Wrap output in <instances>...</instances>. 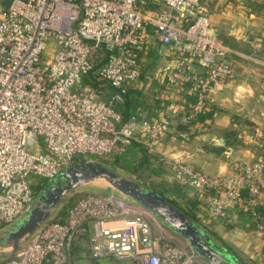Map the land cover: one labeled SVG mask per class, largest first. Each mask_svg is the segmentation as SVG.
I'll list each match as a JSON object with an SVG mask.
<instances>
[{
  "label": "built area",
  "instance_id": "2783aa9c",
  "mask_svg": "<svg viewBox=\"0 0 264 264\" xmlns=\"http://www.w3.org/2000/svg\"><path fill=\"white\" fill-rule=\"evenodd\" d=\"M147 32L178 59L162 69L166 84H191L195 100L183 119L188 122L231 74L232 51L200 0H0V229L30 207L34 179L42 187L75 158L134 164L128 149L136 133L145 138L146 154L154 155L155 143L172 131L162 118L149 122L130 114L123 120L119 109L139 79ZM193 61L204 71L187 67ZM91 72L102 82L96 88L83 81ZM107 88L111 93L102 99ZM260 90L264 109V72ZM187 134L176 132L181 139ZM155 161L169 168L181 188L207 196L209 218L226 221L233 210L257 222L264 247V213L253 209L264 206V153L216 175L178 157L158 154ZM71 205L65 222L45 220L0 264H69L66 251L78 233L86 235L91 260L209 264L121 194L86 192Z\"/></svg>",
  "mask_w": 264,
  "mask_h": 264
},
{
  "label": "crops",
  "instance_id": "0c3cea01",
  "mask_svg": "<svg viewBox=\"0 0 264 264\" xmlns=\"http://www.w3.org/2000/svg\"><path fill=\"white\" fill-rule=\"evenodd\" d=\"M228 11L225 15L231 14L230 17L234 19L232 23H235L236 27L240 25V31L246 25H251L250 22L245 21V18L243 20L236 16L242 15L238 10ZM209 19L212 28L219 36H223L226 31L225 35L232 37L233 32H228V28H225L227 24L225 19L222 21L212 14L209 15ZM232 23L229 24L230 27ZM145 42V52L140 59L142 80L138 79L131 86L137 88L136 93L128 95L131 101L129 115L134 114L138 120L149 122L162 118L169 124L172 131L155 143L154 155L146 154L143 146L145 138L136 133L135 140L128 149L129 158L136 160L142 172L150 171L155 174L154 180L159 189H151L160 192L166 198L171 195L175 204L182 208L193 204L192 212L197 219L194 221L210 236L215 233L223 241L232 230L237 239L245 241L244 249L254 254L251 261L264 262V253L261 252L264 247L257 231L252 227L253 223H248L241 213L233 210L226 221L209 218L206 212L207 196L201 198L186 188H181L173 180L169 168L155 161L158 154L178 157L197 170L216 175L229 174L230 167L234 163H251L263 154L264 109L260 77L264 72V56L259 54V50L258 52L247 50L223 42L232 51L229 56L231 74L224 78L220 86L209 95L212 116L202 122L189 125L187 137L181 139L176 135L178 131L176 128L186 123L183 122L186 116L183 113L186 111V101L180 94L182 90L167 85L162 77V69L173 57L164 53L166 47L162 46L151 32L145 35ZM187 67L197 69L193 63ZM162 86L165 88L161 90ZM110 93V88H107L102 99H106ZM119 109L122 113L123 104ZM137 177L142 184L140 177L138 175ZM166 190L174 193H168ZM262 195L264 197V191ZM227 226L231 229L228 230ZM164 228L167 229L163 226ZM167 230L173 235L175 243L181 244V238ZM66 258L69 264H104L103 261H105V259H90L88 241L83 233L74 236L66 251Z\"/></svg>",
  "mask_w": 264,
  "mask_h": 264
},
{
  "label": "water",
  "instance_id": "95a60500",
  "mask_svg": "<svg viewBox=\"0 0 264 264\" xmlns=\"http://www.w3.org/2000/svg\"><path fill=\"white\" fill-rule=\"evenodd\" d=\"M1 4L4 2L2 1ZM96 180L106 183L115 192L152 213L209 264H243L160 192L140 184L137 176L129 179L118 174L112 166L85 159L64 166L56 176L42 185L25 214L11 224L6 233L0 234V256L6 257L15 252L20 241L48 219L65 195L81 185ZM4 249L9 251H2Z\"/></svg>",
  "mask_w": 264,
  "mask_h": 264
},
{
  "label": "rangeland",
  "instance_id": "374dc122",
  "mask_svg": "<svg viewBox=\"0 0 264 264\" xmlns=\"http://www.w3.org/2000/svg\"><path fill=\"white\" fill-rule=\"evenodd\" d=\"M200 3L208 16L212 14L213 16L220 18L222 21L225 19V22L227 23V24L225 23L226 24L225 28L226 29L228 28V32H233L232 37L225 35L226 31L223 34V36H219V38L221 37L220 39L225 44L230 43V44H234L239 48H245L247 50H254L257 52L259 50L260 51L259 54L264 56V0H200ZM230 8L238 10L242 15H236V16L241 17L243 20L245 18V21L250 22L251 25H246V27L247 26L248 27L247 28L244 27V29L242 28L240 31L239 29L240 25L236 27V24L232 23L234 22L232 21L234 19L230 17L231 14L228 16L225 15L226 12H229L228 10H230ZM231 23L233 25L230 27L229 24ZM238 29L239 31H237ZM238 41L241 42H239L238 44L237 43ZM78 160L81 159L75 158L74 162ZM94 161L103 165L114 167L116 172L124 177L126 176L133 179L138 175L140 177L139 179L141 183L144 186L156 190L159 189L158 185L155 183L154 180L155 174H153L150 171L142 172V169L139 168L136 163L134 164L125 163L123 165V161H119L117 159L113 160L114 162L118 161L122 163V167H121V166H114L107 162H102L101 160H94ZM34 180H35L34 183L30 181L32 183L31 187L33 188V200L41 189L40 186H38L39 187L38 189L37 187H35L37 185V179ZM86 192H96L105 196L110 194L119 195V193L115 192L106 183L99 180L92 181L90 183L77 187L75 190L65 195L62 198L61 202L57 205V207L52 211L51 215L48 217L47 220H58L59 216L62 217L63 212H66L67 208H69V206L73 203V201H75L77 198H79L81 195H83ZM57 213L58 214L60 213V215H58ZM11 226L12 225H8L0 229V234L6 233ZM163 231L168 236H173L169 233L167 229L164 228ZM228 234L229 235L226 237L225 240H223V242H221V240L217 239L215 236H212V238L217 244H219L220 246H222L223 248L227 249L232 254H234L239 260L243 262V264H253V262L254 264H264V262L262 261H257L258 263H256V261H251V257H253L254 254L250 253L248 249H244L245 241H240L239 239H237L233 235L232 230H230ZM26 240L27 237L21 240L19 245H23L26 242ZM180 243L183 245L186 242L182 240ZM2 251L8 252L9 249H4ZM261 252L264 253V250L261 249ZM2 258L3 257L0 256V260ZM103 262L104 264H121V263L131 264L128 261H117L111 258L105 259V261Z\"/></svg>",
  "mask_w": 264,
  "mask_h": 264
},
{
  "label": "trees",
  "instance_id": "16d2710c",
  "mask_svg": "<svg viewBox=\"0 0 264 264\" xmlns=\"http://www.w3.org/2000/svg\"><path fill=\"white\" fill-rule=\"evenodd\" d=\"M230 10H236V9L230 8ZM218 37H219V35H218ZM173 59L176 60L177 58H175L174 55H173ZM177 61H178V59H177ZM192 63L197 67V70L198 71H200V72H203L204 71V67L201 66V64H199L197 61H193ZM140 75H141V73H140ZM140 75H139V80H142V76H140ZM83 81L86 82V83H88L93 88H96L98 85L102 84L101 81H98L95 78V76H94V74L92 72L89 73V74H87L86 76H84ZM163 87L164 86L160 87V89L162 90ZM178 88L180 90H182V92H180V94L183 95V97L185 98V101H186V106H185L186 107V111H183V113H185L187 115L188 112H189V110H190V108H191V106H192V104L194 103L195 96H194V94L192 92L191 84H189V83H185V84L181 85ZM189 90H190V92H189ZM136 91H137V88L136 87H129L127 89V91L125 92V94H124L123 111H122L123 120H125V119H127L129 117V110H130L129 109V106L131 105V101H130L128 95L130 93H136ZM212 113H213V110L211 109V106H210L209 101H208L207 102V106L205 107V109L200 114H198L197 116H195L193 119L188 120V122H186L185 124H182L181 126H177L176 129L178 131H187V127L189 125H192V124H194L196 122H202L203 120H205L207 118H210L212 116ZM38 188L39 187H37V189ZM244 192L245 191L243 190V194L245 195ZM168 201L171 204H173L174 206H177L173 201H171V200H168ZM71 206L72 205H70L69 208H67L66 212H63L62 217L59 216L58 220H54V221H57V222H60V223L65 222L66 221V218H67L68 211H69V209H70ZM177 207L181 211H183L187 216H189L191 219L197 220L194 212H192V210H193V208H192L193 207V204H192V206L190 205L189 207H186V208H182L180 206H177ZM253 209L258 214V216H261L264 213V206L263 205H254L253 206ZM58 215H60V213ZM256 223L257 222H253V225H252V227H254L255 229H256ZM227 229L230 230L231 227L230 226H227ZM213 236H215L217 239L221 240V238L218 237V236H216L215 233L213 234ZM221 242H223V241L221 240Z\"/></svg>",
  "mask_w": 264,
  "mask_h": 264
}]
</instances>
